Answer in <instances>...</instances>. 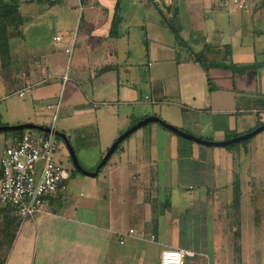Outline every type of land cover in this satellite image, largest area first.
Wrapping results in <instances>:
<instances>
[{
  "label": "crops",
  "instance_id": "1",
  "mask_svg": "<svg viewBox=\"0 0 264 264\" xmlns=\"http://www.w3.org/2000/svg\"><path fill=\"white\" fill-rule=\"evenodd\" d=\"M52 1L19 0L22 22L6 25L0 126L41 125L39 119L48 126L58 107L55 129L95 167L123 131L149 116L213 141L264 124V2L238 10L235 0ZM176 19L185 26L175 25ZM183 27L188 29L181 35ZM156 28L172 38L173 54L162 59V30L158 35ZM15 131H0V157ZM58 144L70 159L59 137ZM240 151L199 144L149 122L122 140L95 176H86L92 180H72V173L66 190L48 196L29 220H18L11 206L0 204V228L8 221L14 233L4 261L0 251V264H10L22 247L29 248V264H159L165 248L204 255L205 238L184 234L207 224L206 237L218 219L220 235L228 236L220 246H235L233 256L220 253V264H264V249L251 247L256 221L254 234L246 235L239 216L240 204L253 209L257 197L264 202V161L256 160L257 151L264 156L263 141L249 144L253 172L247 180L239 162L246 163L245 149ZM235 182L239 205L232 223L216 209L232 206L228 186ZM194 202L199 220L189 216ZM185 204L190 206L184 211ZM261 219L264 235V213ZM8 238L0 232V244ZM29 240L34 243L25 246ZM52 251L54 262L47 257Z\"/></svg>",
  "mask_w": 264,
  "mask_h": 264
},
{
  "label": "built area",
  "instance_id": "2",
  "mask_svg": "<svg viewBox=\"0 0 264 264\" xmlns=\"http://www.w3.org/2000/svg\"><path fill=\"white\" fill-rule=\"evenodd\" d=\"M264 0H235V7L243 10ZM60 36H55L59 40ZM69 52V49H66ZM22 96L23 91L18 93ZM147 97V96H146ZM58 107L48 125L55 127ZM59 147L53 132L26 130L16 134L0 157V204L11 206L14 214L30 218L39 212L47 196L67 188L70 172L53 160ZM129 233L133 229L128 230ZM151 239L154 235L150 236ZM123 242V237H120ZM194 252L185 248H165L159 254V264H184Z\"/></svg>",
  "mask_w": 264,
  "mask_h": 264
},
{
  "label": "rangeland",
  "instance_id": "3",
  "mask_svg": "<svg viewBox=\"0 0 264 264\" xmlns=\"http://www.w3.org/2000/svg\"><path fill=\"white\" fill-rule=\"evenodd\" d=\"M180 7L182 8L181 5H180ZM192 19L195 20V18H192ZM174 23H175V25L176 24H182V26H185V22L184 21H177V19L174 20ZM177 29H179V28H177ZM187 29H188V27L187 28L186 27L181 28V35H183L184 32H185V30H187ZM155 30L158 33V35H159V31L162 30V35L160 37L161 41L158 42V44L161 45L160 58L163 55H172L173 53L170 52V47H169L170 45L172 46V43H171L172 38L170 37V33L168 31L163 30L162 28H156ZM156 37H158V36H156ZM153 38H154V35H153ZM155 39H157V38H155ZM177 39H178V42L175 44L176 46H174V47H176L177 49L178 48H183V43L180 42V38L178 37ZM152 45H153V43H151V46ZM167 46H168L169 49H165V47H167ZM199 56L202 57V54H199ZM158 57H159V55H158ZM37 121L41 125H47V123L49 122V121H42L41 119H39ZM24 130H26V129H24ZM33 131L36 132V130H33ZM254 140L257 141V142L263 141V147H264V130L258 132L253 137L247 139V141H245V143L238 142V143L234 144V146H232L234 148V152H236V150H239V149H241V151L243 152V148L245 149L244 155H245V158H246V163H245L244 159H240L239 158L240 159L239 162H241V166H243V167H241V169H242L241 175H243L241 177L242 180L243 179L244 180H247L246 178L248 176L245 177V175L247 173H252L253 172L252 171L253 170V167H252L253 164L248 160V158H249L248 148H249L250 142H252ZM57 141H58V138H57ZM59 151H60L59 150V147H58V149L56 151H54V153L52 154L53 160L56 163L60 164L65 169H67L70 172L71 176H72V173L77 176V177H74V175H73V177L71 178L72 180H76V178H88V177H86L87 175H85V174L83 175L79 171H76V169L74 168L71 160L67 156L61 154ZM257 152H258L259 156H257L256 160L257 161H264V156L262 155V152H259V151H257ZM76 155L78 157V160H79L81 166L86 171H92V172L95 171V169L97 168V164H96L95 167H92V165H90L88 163V161H86L84 158H82V156L80 155V152H76ZM86 155H87L88 159H90L91 156L90 155L88 156V154H86ZM241 156L243 157L242 153H241ZM235 159L237 160L236 155H235ZM235 164H236V162H235ZM245 167L247 169H245ZM90 169H92V170H90ZM251 175H253V174H251ZM229 176L230 175L228 173V175H227L228 179H229ZM88 180H92V179L88 178ZM215 181H216V178L214 179V182ZM72 186H73V184H72ZM85 186H87V185H84L82 187H85ZM232 187L235 188L234 186H232V185L229 184L228 190H231ZM74 189H75V187H74ZM215 189L217 190V188H215ZM64 191H62V193ZM242 191H248L247 190V186H245V184H244V186L242 188ZM242 197H243V194H242ZM47 198H48V196H47ZM244 199L248 200L249 197L248 196L246 197V194H245L244 195ZM195 205H196L195 202L192 203V205L190 207V210H189V216H196V218H198V220H199V217H200L198 215L199 212H198V209H195ZM189 206L190 205L185 204V205H182L181 208L184 209V211H185V208L186 207H189ZM221 206H224V204L218 205V207L216 209V212H218L219 214L221 212L222 213V216H223V214L226 215V213H228L227 215H228L229 221L233 223L234 220H235V215H232L231 213H229V212H232V210L234 212L233 204H232V206L226 207V208L225 207H221ZM214 207L216 208V204H215ZM239 212H240L239 213V216H240V218H242V226L244 224L243 229H247V234L246 235L252 236L254 234L253 231L250 232V229L252 227L253 221H256V229H254V232L256 233V235L253 236V241H255L254 243H255V246L256 247L255 246H251V247L253 248V250H256L257 252L260 251V250H263L264 249V235H261L259 233V231L261 230V223H262L261 217H262V215L264 213V202L261 201L260 197H257L256 203L253 204V209H252V204L251 203L240 204V211ZM32 217H30V218H32ZM30 218L21 219V218L18 217L19 220H23V221L24 220L25 221L26 220H29ZM180 218H181V216L178 219V224L179 223H182V219H180ZM218 220L215 222V225H216V223H218L217 226H213V221H211L212 224L210 225V229H209L210 231L207 233V236L206 237H205V234H206V230H207V224L205 226L203 224L202 227L200 225L199 229L196 230V231H194L193 235H192L191 231H188L189 236H187L186 234H184L185 237L194 238L195 240L197 238L199 240L205 238V242H207V244L209 245V246H205V249H204V251H205V254L204 255H206L207 260H208V263L206 261V264H220V253H222L223 256H226V255L227 256L228 255L229 256H233V250H234L235 246H232V245L231 246H224V247L223 246H220V240L223 241V239L228 238V236L225 235L224 233H223V235H220V220H219V222H218ZM225 223L227 224V222H225ZM39 228H40V231H42L41 230V226H39ZM32 233L34 234V231ZM184 235H183V237H184ZM234 235H235L234 232L231 233V235L229 236V238L232 239L234 237ZM207 238H208V240H207ZM32 243H34V241L29 240L25 246H30ZM15 246H19L18 243H16ZM190 247H194V246H190ZM242 247H243V250L245 251L244 252V254H245L247 252L246 251L247 250L246 249L247 246L243 245ZM28 249H26L25 247L16 248L14 250V253L10 256V264H14V263L15 264H19L21 262L20 260H24L25 258H26L25 261H27V263L24 261V264H29L28 262H29L30 258H28L29 257V255H28L29 254ZM56 250H57V248L55 249V251ZM57 253H60V251L58 250ZM56 255L57 254L52 251V252L48 253V256L47 257H49V259L52 262H54L51 259V257H53L54 259L58 260L56 258ZM154 262H155V260L154 261L153 260H149L147 263L148 264H154ZM186 262H187V259H186L185 263ZM222 263H223V261H222ZM246 263L249 264V261H247V259H246Z\"/></svg>",
  "mask_w": 264,
  "mask_h": 264
},
{
  "label": "water",
  "instance_id": "4",
  "mask_svg": "<svg viewBox=\"0 0 264 264\" xmlns=\"http://www.w3.org/2000/svg\"><path fill=\"white\" fill-rule=\"evenodd\" d=\"M149 122H157V123L161 124L162 126H164L165 128H167L168 130L172 131L173 133H175V134H177L183 138H186V139L192 140L194 142H197L199 144H203V145H207V146H227V145L234 144V143L242 141V140L249 139V138L253 137L255 134H257L258 132L264 130V124H262V125L256 127L255 129H253L247 133H244L242 135L234 136L232 138H228V139L222 140V141H213V140H206V139H203L201 137H197V136H194L192 134H189V133L165 122L164 120L160 119L157 116H149V117L143 118V119L137 121L136 123L132 124L129 128H127L125 131H123L114 140V142L108 148L107 152L104 154L103 158L101 159V161L97 165V168L95 169L94 172L86 171L80 165V163L76 157V154H75L72 146L70 145V142H69L67 136L63 132L56 130L55 128L52 129L49 126H43V125H38V124L27 122V123L15 124V125H2V126H0V131H2V130H19V129H36V130L43 131V132H53L57 137L61 138L65 142L67 149H68V152H69L71 162H72L74 168L83 174L95 176L98 173L99 169L106 163V161L108 160L110 155L113 153V151L116 149L118 144L122 140H124L130 133H132L133 131H135L139 127H141V126H143Z\"/></svg>",
  "mask_w": 264,
  "mask_h": 264
},
{
  "label": "trees",
  "instance_id": "5",
  "mask_svg": "<svg viewBox=\"0 0 264 264\" xmlns=\"http://www.w3.org/2000/svg\"><path fill=\"white\" fill-rule=\"evenodd\" d=\"M50 3H53V1L50 0ZM18 6H19V0H0V50H1V52H3L5 50L6 42H7L6 25L9 23L13 24V25L14 24L17 25V24H20L22 22V18L19 14ZM9 17H10V19H8ZM13 20H16V22ZM15 132H17V134H19V133H22V130H16ZM245 141H247V139L244 141H241L240 143H245ZM232 146H234V144L227 145V147H232ZM68 181H69V179H68ZM68 181H67V186H68ZM234 187H235V188H233L234 200L232 201V204L234 207V212H230L232 215H235L236 208L239 205V203L237 204L238 194H239L238 182L234 183ZM0 229H1L0 232L2 235L11 237V238H8L9 242L5 243V245L0 244V249H1L0 251L2 252L1 257H3L2 261H4V258L7 254V250L10 247L9 245L11 244L10 241L14 237V233L12 232L13 227L10 226L8 221H5L2 228H0ZM120 237H123V235L121 234L119 236V240H120ZM236 248H238V247H236ZM206 261L208 263L206 255L194 252L193 255H191L187 258V262L184 264H206Z\"/></svg>",
  "mask_w": 264,
  "mask_h": 264
},
{
  "label": "flooded vegetation",
  "instance_id": "6",
  "mask_svg": "<svg viewBox=\"0 0 264 264\" xmlns=\"http://www.w3.org/2000/svg\"><path fill=\"white\" fill-rule=\"evenodd\" d=\"M71 160V159H70Z\"/></svg>",
  "mask_w": 264,
  "mask_h": 264
}]
</instances>
